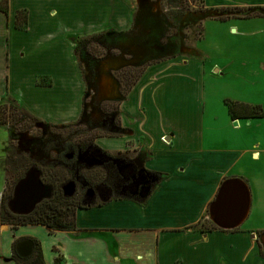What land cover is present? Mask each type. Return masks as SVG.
<instances>
[{"label": "crops", "instance_id": "1", "mask_svg": "<svg viewBox=\"0 0 264 264\" xmlns=\"http://www.w3.org/2000/svg\"><path fill=\"white\" fill-rule=\"evenodd\" d=\"M204 2L210 11L264 7V0ZM25 8L30 11L28 25L18 30L16 14ZM131 17L132 10L124 0H10L9 15L0 11V103L9 96L44 122H76L83 114L85 86L74 57V40L107 28L127 31ZM190 63L171 59L159 65L182 69ZM153 67L147 68L121 105L126 128L123 136L99 138L96 145L110 153L139 150L144 158L141 169L152 176L160 174L163 179L142 202L113 200L102 207L78 210L74 233L0 224V264H18L14 245L24 240L40 243L46 264H56L60 257L61 264H264L259 244L264 232L209 231L202 226L209 220L208 208L221 183L228 178L246 181L252 194V211L251 181L245 172H233L244 154L205 148L200 127L162 131L157 151L145 136L151 129L127 125L131 118L128 109L139 118L144 114L139 106L134 109L136 99L154 101L160 91L174 95L175 102L178 99L174 82L165 77L167 73H153L148 78ZM230 121L237 126L239 120ZM244 121L252 124L261 119ZM176 138L178 144L174 145ZM257 153H253L255 159L259 158ZM4 160L3 153L0 166Z\"/></svg>", "mask_w": 264, "mask_h": 264}, {"label": "rangeland", "instance_id": "2", "mask_svg": "<svg viewBox=\"0 0 264 264\" xmlns=\"http://www.w3.org/2000/svg\"><path fill=\"white\" fill-rule=\"evenodd\" d=\"M124 1L132 10L130 29L120 32L107 28L97 32L101 34L100 38L89 42L87 50L75 58L85 86L79 127L61 128L57 125L63 124L42 120L34 122L30 128L16 122L17 130L12 128L14 123L0 124V157L2 159L4 153L5 159L0 166V199L5 186L10 188L14 177L23 171L27 161L48 177H55L57 184L60 181L57 189L73 180L72 175L79 172L90 183L106 180L107 185L112 187L128 188L132 183L127 171L137 169L140 172L143 156L139 150L125 153L119 159L109 158L106 160L109 165L103 164L106 162L102 159L108 156L97 149L78 153V160L73 166H64L59 156L66 143H76L83 138L87 143L88 138L81 134L84 131L91 133L101 128L117 133V123L114 124L116 116L108 113L124 102L121 91L126 90L139 70L158 62L148 78H152L153 73L162 72L163 76L167 73L165 77L174 82L178 99L175 102L172 99L175 96L170 97L165 91L156 93L154 101L136 99L134 109L139 106L144 114L139 118L135 111L132 114V109H128L126 113L130 112L131 118L127 125L133 127L136 124L139 129H151L145 135L146 140L157 151L160 150L162 131L200 127L204 132L205 148L242 152L244 155L233 172L247 174L254 188V203L248 219L239 229L250 234H263L264 118L252 124L239 120L235 126V122L230 121L224 102L236 100L264 110V18L237 19L256 11L264 14V7L259 5L258 8L252 7L251 11L245 9L247 11L243 13L233 8L212 12L205 8L201 0ZM24 10L29 19L28 8L19 11ZM78 10L81 14L80 8ZM221 17L224 21H219ZM96 47L103 50L106 57L98 59L91 52L97 51ZM171 59L185 65L191 63L182 69L159 65ZM4 105L17 111L22 109L9 96L0 103V106ZM25 118L29 120L27 116ZM177 140H174V145L178 144ZM254 152H259L256 154L258 159H255ZM100 163L105 165L104 169L92 168L100 167ZM202 225L207 229L211 227L207 223ZM259 244L264 257V243Z\"/></svg>", "mask_w": 264, "mask_h": 264}, {"label": "trees", "instance_id": "3", "mask_svg": "<svg viewBox=\"0 0 264 264\" xmlns=\"http://www.w3.org/2000/svg\"><path fill=\"white\" fill-rule=\"evenodd\" d=\"M201 2L203 4L205 3L204 0H201ZM9 5H10V0H0V11L6 15H9ZM245 9H247L248 11L253 10V8H237V7L233 8V10L237 11L238 13L246 12L247 10ZM223 10H229V8H223ZM211 11L213 12L215 10H211ZM254 18H264V14L258 13L256 11V13L254 14L250 13V14L245 15L244 17H237V19H254ZM219 21H224V20L221 17ZM27 25H28L27 11L25 10L19 11L17 14L16 23H15L16 28L20 30H25L27 28ZM100 36L101 34L97 33V34H92L91 36L77 38L76 39L77 41L75 43V48H74V57L77 59V57L82 52L87 50V47L89 46L88 45L89 42H93V41L96 42L100 38ZM96 50L97 51L91 50V52L94 55H96L98 59H103L104 57H106V54L105 52L103 53V50L100 51L98 47H96ZM157 63L147 64L141 70H139L138 74L133 78V81L126 88V90L121 91L122 100H125L128 97L133 87L137 84V82L143 76L147 68ZM130 71L132 72L134 70H130ZM224 103H225V106L227 107L228 114L232 121L264 118V110L260 106H253L249 104L233 102L230 100H227ZM119 105H121V103L117 104L116 108L113 109L108 114L116 116V123H117V126L120 128L121 122L119 121V112H120ZM25 116H27L29 120H27ZM16 122H21L23 124V127L30 128L33 126L34 122H40V120L31 116L24 109H20L17 111L15 109H12V107H7L6 105L0 106V124L9 125L11 123H14V126L12 128H15L14 130H17V127L15 126ZM81 123H82V117L74 123L57 125V126L61 128H71V127H79ZM57 126H53V127H57ZM81 134L82 136H86L88 138L87 143H85L86 141H83L84 139L83 138L81 141H77L76 143H66L64 145L62 154L59 156V161L64 166L74 165L73 163L74 161H67L65 159V156L72 152L77 153L82 146L88 145V144L91 145L98 138H120L122 137V133L120 131L117 133H110L101 128L94 130L91 133L90 131H84ZM32 166H36V165L32 164L30 161H27V164L25 168L23 169V171H21L19 174H16V176L14 177V180L10 188L8 187V185L5 186V189L0 199V224L10 226L11 228H18L20 226H43V227H46L50 233H56V232L74 233L76 232L77 230L76 211L79 208L78 204L75 202L74 199L66 200L62 193V186L64 184L61 187L59 186V189H57L56 188L57 185L58 184L60 185L61 182L58 181V184H57V180L55 179V177H48L43 171H42V174H43L42 181L45 185H48L54 188L53 198L39 205L37 209L29 216H15L9 212V210L7 209V201L12 196L14 186L23 177L26 171ZM211 229H216V228L212 227ZM32 241L34 242L36 247H35L33 256L28 260H23L16 254L15 249H16L17 243L14 245V260L18 264H46L44 261L40 243L37 242L36 240H32ZM61 263H62V258L60 257L56 260V264H61Z\"/></svg>", "mask_w": 264, "mask_h": 264}, {"label": "water", "instance_id": "4", "mask_svg": "<svg viewBox=\"0 0 264 264\" xmlns=\"http://www.w3.org/2000/svg\"><path fill=\"white\" fill-rule=\"evenodd\" d=\"M73 154L67 155L72 159ZM42 171L32 166L15 184L12 196L7 201V209L15 216H29L39 205L53 197V188L42 181ZM65 199H71L76 192V183L70 181L62 186ZM252 207L250 187L241 178L232 177L224 180L215 200L209 206L210 221L222 231H235L248 219ZM264 243V242H263ZM34 251L30 240L21 242L16 252L21 258H29Z\"/></svg>", "mask_w": 264, "mask_h": 264}, {"label": "flooded vegetation", "instance_id": "5", "mask_svg": "<svg viewBox=\"0 0 264 264\" xmlns=\"http://www.w3.org/2000/svg\"><path fill=\"white\" fill-rule=\"evenodd\" d=\"M111 116L115 117V115H111ZM114 124L116 125V119H115ZM116 129L118 132L120 131L122 133V136H123V132H124L125 128L123 127L122 119H121V127L119 128L117 126ZM96 140L91 145L88 144V145L82 146L77 153L72 152V154H73L72 159H68L67 155L65 156V159L67 161H74L73 163L75 164L76 161L78 160V153L87 152V151H89L88 149H97V150H101V151L105 152V155H107L108 157H103L102 159L106 163H103V162L102 163L109 165L108 161H106L107 159H109V158H111L112 160L113 159H119V158H122L123 155H125V153L130 152V150H128L126 152H117V153H115L116 155L113 156L114 154L112 155L110 152L100 149L96 145ZM92 157H93V155H92ZM102 163H100V167L94 166L92 168L93 169L99 168L102 170L105 167V165H103ZM135 164L137 165L138 162ZM71 166H73V165H71ZM141 168L142 167L140 166V170H139L140 172L139 173H138L137 169H135V170L132 169V170L127 171V172H130L129 173V178H130L129 180L132 183L128 188H127V186L126 187L124 186L125 188H122V187L118 188L116 186L112 187L110 185H107L106 180L104 182H100V183H90L88 181L89 179H85L79 175L80 174L79 171H78L79 173L73 174L72 175L73 180H71V181L76 183V192L71 199H74L75 202L78 204L79 208L77 209V211L102 207V206L112 202L113 200L128 199V200H135L138 202H142L145 199V197H147L148 193H150V191L154 187V185L157 184L159 181H161L163 178L160 174H157L154 176L149 175L148 173H145V171H143ZM158 177H161V178L159 179ZM68 182H70V181H68ZM119 190H124V191H122L123 193H119L118 192ZM53 196H54V188H53ZM71 199H69V200H71ZM77 211H76V215H77ZM208 217H209V208H208ZM207 224L211 227L208 229L205 228L206 230H209V231H213L216 229L220 230L217 227H215V225L210 221V219L207 220ZM202 226L204 227V225H202ZM212 227H215L216 229H211ZM261 239L264 242V236H262ZM24 241H26V240H24ZM30 241H32V240H30ZM21 242H23V241H21ZM20 243H18L17 246ZM17 246H16V248H17ZM35 247L36 246L34 244V251H35ZM15 251H16V249H15ZM34 251H33V254H34ZM16 254H17V252H16ZM33 254L29 258H21L18 254L17 255L23 260H28L33 256Z\"/></svg>", "mask_w": 264, "mask_h": 264}]
</instances>
